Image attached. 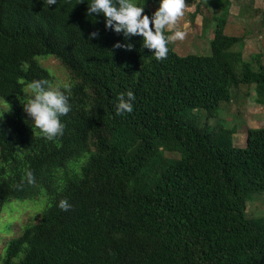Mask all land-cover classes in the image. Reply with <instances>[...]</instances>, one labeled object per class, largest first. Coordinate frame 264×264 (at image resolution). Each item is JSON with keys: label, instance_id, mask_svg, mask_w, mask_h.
<instances>
[{"label": "trees", "instance_id": "16d2710c", "mask_svg": "<svg viewBox=\"0 0 264 264\" xmlns=\"http://www.w3.org/2000/svg\"><path fill=\"white\" fill-rule=\"evenodd\" d=\"M134 2L150 19L160 4ZM90 3L0 0V211L14 200L44 202L37 222L10 239L2 264H264V218L247 213L264 192V126L248 128L238 147L234 130L199 116L216 118L242 84L255 85L264 107V55L245 61L235 49L243 37L225 33L231 2L196 4L193 19L211 12L203 16L210 54L180 55L169 44L163 61L143 37L126 41L103 15L88 16ZM92 32L99 38L90 40ZM49 56L70 77L60 90L71 111L54 140L24 110L28 83H54L40 62ZM128 91L133 111L117 116V98ZM62 199L70 211L60 210ZM5 224L0 232L9 235Z\"/></svg>", "mask_w": 264, "mask_h": 264}, {"label": "rangeland", "instance_id": "374dc122", "mask_svg": "<svg viewBox=\"0 0 264 264\" xmlns=\"http://www.w3.org/2000/svg\"><path fill=\"white\" fill-rule=\"evenodd\" d=\"M229 1L231 4L226 18L225 33L243 37L244 39L243 47L241 49L236 47L235 49L241 51L245 61H251L253 55L258 52H262L264 55V0H255L253 4L247 7L240 6L235 0ZM186 3L188 10L181 19L179 27L181 30L187 31V36L183 41L173 43L174 49L180 55L210 54V39L213 35L212 33L208 35L203 33V16L210 17L211 12L204 7L203 13L200 12L193 19L192 14L196 10L198 0H186ZM244 3L247 4L249 2L245 0ZM158 7L159 4L150 6L154 12ZM209 27L212 29L214 23H210ZM40 62L53 74L55 78L52 84L53 87L60 89L61 85L65 86L70 82L67 71L56 58L53 56L44 57L40 58ZM232 99L230 103H222V108L216 118L207 120L205 112H199V116H201V123L207 122L211 126L217 125L216 127L219 128L223 126L224 128L234 130L233 139L235 145L243 147L245 145L247 129L264 126V107L256 102L255 85L242 84L236 94L234 91ZM3 107L4 105L0 103V108ZM25 118L29 124H34V121L26 112ZM198 123L200 124V117ZM166 156L172 158L179 157L176 153H166ZM253 197V201H248V216L252 218H264V192L257 193ZM40 201L43 202V199H39L36 202L14 200L7 203L2 212L0 211V225L9 222L15 228L13 230L9 224H5L4 230L10 234L3 235V232H0V264H2L1 258L5 254V249L10 239L20 232L22 226L30 222H37L39 219L41 211L44 209V202L42 204Z\"/></svg>", "mask_w": 264, "mask_h": 264}, {"label": "clouds", "instance_id": "9594fccd", "mask_svg": "<svg viewBox=\"0 0 264 264\" xmlns=\"http://www.w3.org/2000/svg\"><path fill=\"white\" fill-rule=\"evenodd\" d=\"M45 2L54 6L57 0ZM187 10L186 0H160L158 9L150 19L144 14V6H139L134 0H91L87 15H103L106 29L123 34L126 41L134 36L143 37V47L153 51L157 61H163L168 57V45L183 41L187 36V31L179 27ZM166 30L171 34L166 35ZM97 38L98 32H92L89 36L90 40ZM114 48L131 51L133 45L116 43ZM27 88L32 97L24 104V110L34 121V128L39 129L47 140L62 136L66 126L61 122V117L71 111L69 97L58 87H53L48 80H34L28 83ZM134 100L132 91L121 93L117 98L116 115L131 113ZM26 180L28 184H34V173L26 171ZM18 187H23V180ZM58 207L62 211H70L72 205L67 199H62Z\"/></svg>", "mask_w": 264, "mask_h": 264}]
</instances>
